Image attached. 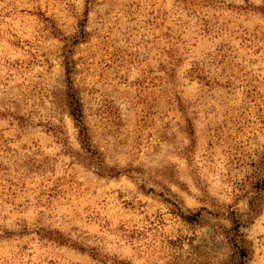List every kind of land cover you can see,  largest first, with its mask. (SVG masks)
Instances as JSON below:
<instances>
[{"label": "rangeland", "instance_id": "obj_1", "mask_svg": "<svg viewBox=\"0 0 264 264\" xmlns=\"http://www.w3.org/2000/svg\"><path fill=\"white\" fill-rule=\"evenodd\" d=\"M0 264H264V0H0Z\"/></svg>", "mask_w": 264, "mask_h": 264}, {"label": "trees", "instance_id": "obj_2", "mask_svg": "<svg viewBox=\"0 0 264 264\" xmlns=\"http://www.w3.org/2000/svg\"><path fill=\"white\" fill-rule=\"evenodd\" d=\"M74 110L75 111H74L73 115L76 116V119L79 122L80 118H81V111H80L79 107H75Z\"/></svg>", "mask_w": 264, "mask_h": 264}]
</instances>
